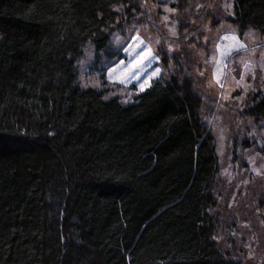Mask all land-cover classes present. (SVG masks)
<instances>
[{
    "label": "trees",
    "instance_id": "obj_1",
    "mask_svg": "<svg viewBox=\"0 0 264 264\" xmlns=\"http://www.w3.org/2000/svg\"><path fill=\"white\" fill-rule=\"evenodd\" d=\"M138 4L0 0V264H245L216 239L219 161L177 53L127 104L78 83ZM221 18L264 34V0ZM239 116L264 122L263 90Z\"/></svg>",
    "mask_w": 264,
    "mask_h": 264
},
{
    "label": "rangeland",
    "instance_id": "obj_2",
    "mask_svg": "<svg viewBox=\"0 0 264 264\" xmlns=\"http://www.w3.org/2000/svg\"><path fill=\"white\" fill-rule=\"evenodd\" d=\"M232 1L138 0V12L133 13V18L114 26L107 52H96L91 41L85 43L76 63L77 75L82 88L105 89V98L117 97L122 104H127L143 91L140 85L145 80L151 85L174 73L176 60L172 53H177L188 67L189 75L195 78L201 94L200 116L213 135L219 161L214 183L220 219L216 239L221 247L231 248L245 264H264V122L239 116L247 100L257 90L264 91V69L261 68L264 34L253 28L240 33L225 18L215 22L231 14ZM189 3L194 6L190 8ZM124 9L122 16H125ZM191 10L196 12L191 14ZM137 30L159 59L137 63L142 49L130 47L125 40ZM233 30L248 46V51L233 50L222 57L227 67L222 69V74L218 73L224 85L221 87L213 78L215 59L220 57L216 45L224 49L233 44L231 40L221 39ZM249 32L252 35H247ZM245 61L254 67L240 81ZM157 69L159 74L153 76ZM237 81L250 87L245 91L237 87ZM195 89L191 90L198 95ZM241 96L243 99L238 98ZM245 141L249 146H245Z\"/></svg>",
    "mask_w": 264,
    "mask_h": 264
},
{
    "label": "snow or ice",
    "instance_id": "obj_3",
    "mask_svg": "<svg viewBox=\"0 0 264 264\" xmlns=\"http://www.w3.org/2000/svg\"><path fill=\"white\" fill-rule=\"evenodd\" d=\"M165 19H166V17H165ZM130 31H131V29H130ZM174 34H175V32L173 30V35ZM247 35H252V33L249 32V33H247ZM221 39L231 40L234 42L231 45L225 46L224 49L221 48V45H219V44L216 45V49L219 52L220 57L215 59L216 68L213 71V78L216 80V82L218 84H220L221 87H224V85L220 82V76L218 75V73L222 74V69L227 67V65L223 64L222 57L230 55L233 50H235L237 52H239L241 50L248 51V46L245 43L241 42L239 37L235 34L234 30L231 32V34H226V35L222 36ZM125 40L129 41L130 47L134 45L135 47L142 49L139 53L137 63H143L144 61H146L149 58L159 59V57L156 56V54L152 51V48L150 47V43H147L145 41V39L140 35L138 30L131 37L125 38ZM156 42L159 43V40H157ZM125 50L127 51V49H125ZM243 67H244L245 71L241 72L240 81H243L245 79L246 72L251 71L252 68L254 67V64H252L250 61H245V62H243ZM261 68L264 69V64L261 65ZM159 72H160V69H157L156 72L153 73V76H156L157 74H159ZM255 78H256L255 73L252 72V79L254 80ZM117 79H121V78L117 77ZM240 81L236 82L237 87H243L244 90L247 91L248 88L250 87V85H248V84L241 85ZM85 86H87V85H85ZM149 86H150L149 81L145 80L140 85V90H144L146 87H149ZM253 91H255V89H253ZM238 98L243 99V96L238 97Z\"/></svg>",
    "mask_w": 264,
    "mask_h": 264
}]
</instances>
